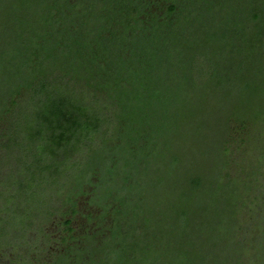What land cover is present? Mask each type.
I'll return each instance as SVG.
<instances>
[{"label":"trees","instance_id":"trees-1","mask_svg":"<svg viewBox=\"0 0 264 264\" xmlns=\"http://www.w3.org/2000/svg\"><path fill=\"white\" fill-rule=\"evenodd\" d=\"M46 16L36 30L38 41L20 42L9 54L0 52V113L12 121L11 130L0 133L3 155L18 161L22 148L40 143L47 150L48 169L60 165L75 169L103 146L102 165L84 171L79 187L82 194L92 185V177L101 175L95 197L103 212L89 216V222L101 228L109 222V208L119 203L102 261L171 264L173 257V264H197L186 252L187 245L172 257L170 252L175 250L171 236L200 230L197 211L180 205L176 220L180 232L165 230L167 234L151 237L153 231L163 232L162 221L154 222L144 199L136 202L134 198L144 187V175L149 174L160 144L181 127L172 121L183 107L185 90L203 80L198 68L208 58L207 50L229 55L228 67H222L230 74L241 73L249 60L264 59V0H47ZM254 48L257 55L252 54ZM234 63L236 70V65L230 67ZM25 103L27 108L44 109L42 125L31 129L28 139L16 123V109ZM225 142L230 160L229 140ZM229 170L230 166L222 169L208 184L194 178L193 198L208 193L209 201L215 202L223 193L217 184L231 178ZM254 198L247 201L248 207ZM7 201L0 195V212ZM69 203L73 207L64 224L63 264H72L73 255L77 260L86 255L95 258L97 251L91 244L98 246L96 236L89 234L85 237L89 247L79 251L71 246L76 229L74 220L67 217L79 212L72 197ZM263 219L258 221L263 223ZM3 226L0 222V231ZM243 229L241 224L239 234Z\"/></svg>","mask_w":264,"mask_h":264},{"label":"rangeland","instance_id":"rangeland-1","mask_svg":"<svg viewBox=\"0 0 264 264\" xmlns=\"http://www.w3.org/2000/svg\"><path fill=\"white\" fill-rule=\"evenodd\" d=\"M46 15L47 0H0V52L9 54L19 48L20 42L38 41L36 30L41 29ZM219 51L207 50L208 58L198 68L203 80L185 90L183 107L172 121L177 126L181 123V127L160 144L155 161L150 163L149 174L144 175V187L134 200L141 202L143 198L151 219L162 221L163 232L153 231L151 237H161L167 234L165 230H177L180 205L197 211L200 230L192 233L187 229L185 237L173 239L171 236L175 248L170 250L171 257L187 245L186 252L197 264H264V222L258 221L264 218V59L249 60L241 73L230 74L222 67H228L229 55ZM258 52L257 48L252 50L254 55ZM26 106L27 103L16 109V123L25 138L31 129L42 125L40 112L44 111ZM11 123L8 116L2 117L0 113V133L7 134ZM226 139L230 160L225 154ZM102 147L91 153L81 168L75 169L64 165L48 169L47 150L43 151L40 143L22 148L18 154L22 162L19 158L14 160L15 157L9 159L0 150V195L9 204L0 212V222L5 225L0 231L3 234L0 233V264H63L60 256L64 252L66 214L73 207L69 203L71 197L79 212L67 217L74 220L76 229V241L71 246L79 251L89 247L85 240L88 234L96 236L98 246L91 244L92 250L97 251L95 258L86 255L77 260L73 255L69 261L114 264L111 258L102 259L108 252L105 244L112 236L119 203L109 208V222L101 228L96 222H89V216L96 217L103 212L95 197L101 175L93 176L92 185L82 194L79 189L85 180L83 172L102 165L99 154ZM41 159L43 163L37 165ZM227 166H230L231 178L217 184L223 193L215 202L212 198L209 201L208 193L193 198L194 178L199 177L208 184ZM8 167L10 170L3 173ZM140 179L142 182L143 178ZM251 197L258 199L254 198L256 201L251 205L249 202L248 207ZM214 205L215 210L208 212ZM5 223H10V227ZM241 224L244 229L239 234Z\"/></svg>","mask_w":264,"mask_h":264}]
</instances>
